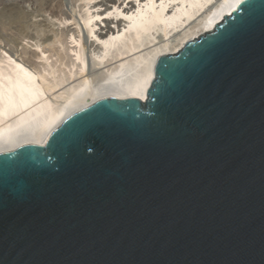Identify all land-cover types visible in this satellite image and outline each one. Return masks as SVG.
Returning <instances> with one entry per match:
<instances>
[{"label": "water", "instance_id": "95a60500", "mask_svg": "<svg viewBox=\"0 0 264 264\" xmlns=\"http://www.w3.org/2000/svg\"><path fill=\"white\" fill-rule=\"evenodd\" d=\"M0 152V264H264V0Z\"/></svg>", "mask_w": 264, "mask_h": 264}, {"label": "bare ground", "instance_id": "6f19581e", "mask_svg": "<svg viewBox=\"0 0 264 264\" xmlns=\"http://www.w3.org/2000/svg\"><path fill=\"white\" fill-rule=\"evenodd\" d=\"M87 1L81 14L82 24L79 22L83 26L72 25L74 29L78 28L74 32L68 30L70 26L63 31L72 21L64 17V11L60 10L63 15L55 11V5L46 8L66 34L63 39L64 33L55 31L63 35L59 38L54 32V38L47 37L40 45L37 40L33 41L40 55L36 56L33 49L31 54L39 61L32 62L27 57L31 68L10 56L0 57V152L26 144L44 145L68 117L97 100L114 97L122 100L138 98L145 102L155 77L157 58L176 54L187 42L213 31L225 16L237 10L242 0H110L111 5L99 11L98 6L103 5L88 7L93 0ZM12 6L4 12L1 9L2 18L6 15L18 20L27 17L22 15L25 10L21 9L22 12ZM90 8L95 10L92 12ZM5 17L7 21L8 17ZM99 21L102 24L98 25ZM9 23L12 27V21ZM84 29L89 35L86 38L91 39L86 48L81 37ZM90 69L93 73L88 75Z\"/></svg>", "mask_w": 264, "mask_h": 264}, {"label": "rangeland", "instance_id": "374dc122", "mask_svg": "<svg viewBox=\"0 0 264 264\" xmlns=\"http://www.w3.org/2000/svg\"><path fill=\"white\" fill-rule=\"evenodd\" d=\"M15 1L16 0H0V16L3 14V10H6V9H8V7L9 8H11V6H12V4H13V6L12 7H15V8H19V10L20 11H22L21 9H23V11L24 12H26V13H24L23 11V14L22 15H24V16H27V17H22L23 19H20V17H19V20H18V18L17 19H14L13 17H8L7 15H6V17H8V18H6L5 16V18H6V20L7 21H5V19H4V17L2 18V16H1V18H0V20H1V22H2V24L4 25V27L2 26V24H1V22H0V27L2 28V30L0 31V57L2 56L3 57V55L4 56H10V58H12V59H14V60H17V62H23V63H26L25 65H27V66H29L30 67V64L29 63H31L30 61H29V63H28V60H30L31 59V61L33 62V60L35 61V59H36V57H35V54H36V56H39L40 54V52H39V50L38 49H36V47H34L36 44L33 42V41H35L36 42V40H37V45H40L43 41H45V39H47V37L48 38H54V34H55V36H58L59 34H57V33H64L63 31H67V27H71L72 25H74V26H77V23L80 25V26H83V25H81L82 24V21H81V14H82V11H83V6L86 4V3H88L89 1H87V0H76V1H74V0H57V2H56V0H27V1H25V0H23V1H21V0H17L16 1V3H15ZM78 1V2H77ZM85 1H87L86 3H85ZM109 1L110 0H93L92 2H91V4L88 6V7H91V6H93V5H103V6H98V11L99 10H102V9H104L105 7H106V5H111V3H109ZM117 1V0H116ZM8 2H10V3H8ZM27 2V3H26ZM46 2H48V3H46ZM50 2H53V3H50ZM56 2V3H55ZM4 3V4H3ZM41 3V4H40ZM59 3H60V5H59ZM18 4H19V6H18ZM6 5V6H5ZM8 5V6H7ZM38 5V6H37ZM49 5V6H48ZM53 5H55L54 7H53ZM62 5V6H61ZM80 5H81V8H80ZM22 6V7H21ZM57 6V7H56ZM58 6H60V7H58ZM6 7V8H5ZM21 7V8H20ZM42 7H45V8H43V9H40V8H42ZM48 7H53V9L55 10V11H59V13L60 14H62V12L63 13H65L64 14V17H66V18H68L69 20H72V21H69L68 19V21H69V24H68V26L66 25V27L64 28V30L62 31L60 28H59V21H57L56 20V18H54V17H52L49 13H48V9H46V8H48ZM60 8H63V9H60ZM1 9H2V13H1ZM39 9H40V12H39ZM57 9V10H56ZM41 10H42V12H41ZM60 10H62V12L60 11ZM90 10L93 12L95 9H91L90 8ZM37 11V12H36ZM21 12V13H22ZM44 12H47V13H44ZM79 12H81V13H79ZM68 13V14H67ZM28 14H30V15H28ZM34 14V15H33ZM49 14V15H48ZM80 14V15H79ZM63 15V14H62ZM33 16V17H32ZM32 17V18H31ZM44 17V18H43ZM46 17V18H45ZM73 17H74V19H73ZM27 18H29V19H27ZM76 18V19H75ZM32 20V22H31V20ZM40 19V20H39ZM44 19L45 21H46V23H45V21L42 20ZM50 19V20H49ZM78 19V20H77ZM18 20V21H17ZM27 20V21H26ZM52 20H55L53 23H52ZM75 22H74V21ZM9 21L11 22L12 21V27L10 26L11 25V23H9ZM30 21V22H29ZM35 21V22H34ZM49 21V22H48ZM108 21H110V20H108ZM17 22V23H16ZM22 23V24H18V23ZM29 22V23H28ZM79 22H81V24L79 23ZM100 22V21H99ZM98 22V25H100V24H102L101 22L99 23ZM8 23V24H7ZM31 23V24H30ZM35 25H34V24ZM49 23H51V24H49ZM74 23V24H73ZM18 24V25H17ZM41 24V25H40ZM52 24H53V26H52ZM56 24V25H55ZM23 25V26H22ZM28 25H30V26H28ZM42 27V28H39L40 26ZM43 25V26H42ZM45 25H48V26H46L45 27ZM8 26H10V27H8ZM16 27V28H14V27ZM28 26V27H27ZM33 26V27H32ZM74 26H72L71 28L69 27L68 28V30H73V32H74V30H76V29H74ZM39 28V29H35V31H34V29L33 28ZM45 27V28H44ZM13 28V29H12ZM25 29V31H23V33H22V30H24ZM31 28V29H30ZM50 28V29H49ZM55 28V29H54ZM75 28H77V27H75ZM4 29H6L7 31H8V33L6 32V30H4ZM9 29V30H8ZM19 29H21V31H19ZM41 29H44V30H41ZM48 29L50 30V31H48ZM51 29H52V31H51ZM17 30V31H16ZM27 30V31H26ZM38 30H40V31H38ZM58 30V31H57ZM71 30V31H72ZM2 31H4V32H2ZM34 31V32H33ZM42 31V32H41ZM57 33H56V32ZM61 31V32H60ZM76 31H78V28H77V30ZM75 31V32H76ZM16 32V33H15ZM20 32V33H19ZM26 32V33H25ZM39 32L40 33H42V34H40L39 35ZM44 32V33H43ZM46 32V33H45ZM55 32V33H54ZM85 32V33H84ZM84 32H82L81 33V37H82V45H84V47L86 48V47H88V44L90 43V41H91V39L90 38H86V37H89V35H87V33H86V31H85V29H84ZM33 33V34H32ZM34 33H37V37H36V34H34ZM48 33V34H47ZM54 33V34H53ZM10 34V35H9ZM14 34V35H13ZM15 34H17V36L15 35ZM28 34V35H27ZM47 34V35H46ZM53 36H52V35ZM57 34V35H56ZM65 34L66 33H64V35L63 34H60V35H63L62 37H63V39H64V36H65ZM4 35V36H3ZM9 35V36H8ZM20 35V36H19ZM24 35V36H23ZM45 35V36H44ZM58 36L59 38L61 37V36ZM87 35V36H86ZM6 36H8V37H6ZM14 36V37H13ZM31 37V39H30V37ZM34 36H35V39H34ZM40 36H42L43 38H41V39H39V37ZM16 37V38H15ZM23 37V38H22ZM84 37V38H83ZM12 38V39H11ZM14 38H15V40H14ZM29 38V39H28ZM86 38V39H85ZM16 39H18V40H16ZM32 39H34V40H32ZM54 40V39H53ZM52 40V41H53ZM84 40L85 41H87V42H84ZM7 41V42H6ZM15 41V42H14ZM30 41V42H29ZM38 41H40V42H38ZM51 41V40H50ZM31 42H32V44H31ZM18 43V44H17ZM40 43V44H39ZM44 43V42H43ZM32 45V46H31ZM43 45V44H42ZM27 47V49H25ZM34 47V48H33ZM24 48V49H23ZM30 49V50H29ZM33 49H35V50H33ZM27 50V51H26ZM29 50V51H28ZM34 51V56L31 54V52H33ZM37 50V51H36ZM3 52V53H2ZM24 52V53H23ZM25 52L26 53H30L29 55L28 54H25ZM39 52V53H38ZM2 53V54H1ZM6 54V55H5ZM21 54H22V56H21ZM27 55V56H26ZM33 56V57H32ZM22 57V58H21ZM24 57V58H23ZM28 57H30V59H28L27 58V60H26V58ZM32 58H34V59H32ZM24 59V60H23ZM36 60H38V59H36ZM39 61V60H38ZM35 62H37V61H35ZM31 68V67H30ZM93 70L92 69H90L89 70V74L88 75H90V74H92L93 72H92ZM48 97L50 98V99H53V97L51 96V95H48Z\"/></svg>", "mask_w": 264, "mask_h": 264}]
</instances>
